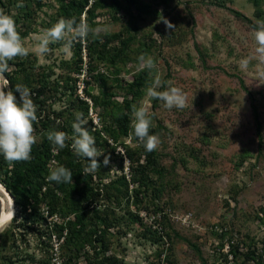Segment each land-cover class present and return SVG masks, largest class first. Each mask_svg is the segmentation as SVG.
Listing matches in <instances>:
<instances>
[{
    "label": "rangeland",
    "instance_id": "1",
    "mask_svg": "<svg viewBox=\"0 0 264 264\" xmlns=\"http://www.w3.org/2000/svg\"><path fill=\"white\" fill-rule=\"evenodd\" d=\"M120 1L123 9L119 12L112 7L96 10L95 28L106 29L97 36L122 35L134 60L119 74L109 64H102L96 73L109 75V86L122 102L134 75L145 68L140 60H135L138 52L155 63L150 69L149 87L159 81L157 91L174 86L187 97L184 109L169 110L162 101L146 96L147 87L135 103L137 107L143 103L148 109L154 127H163L155 151L158 164L165 168V185L158 206L141 208L140 222L121 238L126 263L152 264L151 258L159 247L137 233L145 230L152 235L160 230L165 237L159 264H170L168 258L174 257L178 264H257L258 260H264V149L259 150L248 92L264 98V78L260 75L264 73V65L253 60L243 69L239 61L250 55L254 47L251 37L254 27L246 19L257 24L264 21V15L256 16L252 0H167V3L137 0L147 4L139 9L136 3ZM45 3L47 6L39 13V24L24 42L29 53L38 56L40 65H56L50 81L62 83L65 75L59 65L73 57L74 45L65 50L61 44H51L50 52L44 56L33 50L36 37L59 20L58 3L55 0ZM13 14L16 15L15 9ZM164 21L174 27L169 29ZM83 44L85 66L81 78L91 81L88 89L95 91L87 42ZM7 83L5 78L0 79V86L7 87ZM80 83L78 77L77 82L72 81L75 89ZM66 93L61 102H56V109L66 106L71 92ZM91 111L104 124L101 109L93 104ZM259 111L264 135V106ZM106 123L110 125L111 120ZM126 143L134 147V135ZM110 147L119 151L122 145L110 143ZM110 164L114 173L116 164ZM129 173L130 164L126 160L128 178ZM153 179L158 181V176ZM0 198L8 210L7 196L0 192ZM0 204L3 211L1 200ZM54 220L59 218L54 216ZM10 223L9 220L3 225L0 234ZM168 225L173 229L174 249L166 234L170 233ZM28 238L30 253L39 257L35 240L30 235ZM58 245L55 241L56 252ZM233 246H238L236 253L231 252ZM60 262L65 264L64 259Z\"/></svg>",
    "mask_w": 264,
    "mask_h": 264
},
{
    "label": "trees",
    "instance_id": "2",
    "mask_svg": "<svg viewBox=\"0 0 264 264\" xmlns=\"http://www.w3.org/2000/svg\"><path fill=\"white\" fill-rule=\"evenodd\" d=\"M45 1L0 0V9L14 16L17 30L25 40L39 24V13L47 6ZM55 1L58 3V19L75 18L77 23L83 19L93 28L97 26V9L112 7L116 12L123 9V2L120 0ZM123 1L138 4V9L147 7V4L137 0ZM165 1L167 3V0H163ZM18 3H22L23 7L18 8ZM252 3L256 16L262 18L264 0H252ZM14 9L16 15L13 14ZM236 15L242 17L238 12ZM246 20L254 28L257 26L252 20ZM83 41L87 42L90 75L96 85L95 91L87 88L86 94L94 102L95 108L102 111L105 125L101 130H93V123L89 119L90 104L78 98L72 85V81L77 82V75L85 66ZM128 48L129 45L119 34L103 37L90 34L86 40L76 41L73 57L63 60L59 65L65 75L61 78L62 83L50 81L55 74L53 69L56 65H40L35 53L9 61L10 70L4 73L7 87L14 91L16 85H22L31 91V98L37 105L38 119L34 122L36 143L33 145L30 161L8 164L0 156V183L14 197L17 209L10 225L0 234V264H53L54 259H64L65 264H128L126 248H123L121 238L140 222L141 208L158 206L157 202L162 197L165 185V168L158 164L156 151L147 152L135 137L134 147L126 143V139L133 136L132 107L140 99L139 94L149 87L151 70L145 67L134 75L122 102L117 100V93L109 86V75L96 73L102 64H109L117 74L121 73L134 60L133 52H129ZM140 56L142 54L137 52L135 60L139 61ZM115 80L122 83L120 79ZM90 84L91 81H88L87 85ZM67 91L71 92V96L66 106L56 109V102H61L67 96ZM248 93L256 121L259 150L263 152L264 135L259 110L264 106V98L259 99L254 93ZM15 94L19 97L18 93ZM78 112L83 113L87 119L86 127L94 136L96 147L110 157V163L116 164L114 173V167L110 163L107 167L103 166L104 156H101L97 158L101 167L95 173L85 174L83 169L88 161L73 153L71 139L66 142L68 147L53 152L46 137L47 132L63 131L71 137L72 125ZM108 120H111L110 125L106 123ZM162 130L161 125H152L149 134L159 136ZM110 139L113 143L122 145L125 155L117 153L115 147H110ZM125 158L130 162V178L125 174ZM53 161L72 172V183L57 184L47 181L46 177L54 166ZM154 175L158 176V181L153 179ZM1 209L0 204V217ZM54 216L59 220H54ZM167 223L166 216L164 225ZM172 232L170 227V233L166 234L171 242V249H174ZM161 233L163 231L160 230L152 235L145 230L137 233L159 247L151 258L152 264H159V259L164 254V249L160 247L164 246L162 239L165 232ZM28 235L35 240V250L39 252V257H36V253H30L32 246ZM55 241L59 244L57 252ZM235 249L238 246H233L231 252L236 253ZM197 251L199 252L198 249ZM168 262L178 264L175 257L168 258ZM257 264H264V260H258Z\"/></svg>",
    "mask_w": 264,
    "mask_h": 264
},
{
    "label": "clouds",
    "instance_id": "3",
    "mask_svg": "<svg viewBox=\"0 0 264 264\" xmlns=\"http://www.w3.org/2000/svg\"><path fill=\"white\" fill-rule=\"evenodd\" d=\"M17 7H23L18 3ZM166 26L171 29L174 26L164 21ZM103 28H93L86 21L81 19L79 23L75 18H61L52 27L43 30L36 37V43L33 50L41 55H47L50 52L51 44H61L65 50H70L78 40H86L89 35H98ZM253 40L252 53L242 58L239 63L243 69H247L251 61L256 60L264 65V21H257V26L252 30ZM29 54V48L26 47L24 38L17 30L16 20L13 15L6 14L0 9V79L4 78V73L10 70L9 61L17 57H26ZM139 60L143 67L152 69L155 67L154 61L149 57L140 56ZM264 78V73H260ZM159 81L156 85L146 89V96L163 102L166 109H184L187 106L186 94L179 88L169 86L164 91H157ZM9 87L0 86V156L8 164L16 162H26L31 160L32 148L36 143L34 122L37 121V105L31 98V91L22 85H16L15 90H7ZM15 93L19 94V97ZM131 127L133 135L144 146L147 152L156 150L160 143L157 135H151L150 128L152 119L148 109L143 106L133 105L132 107ZM88 121L83 113H76V121L72 125L73 135L63 131L50 130L47 132V140L52 145L53 152H58L65 147L71 139V150L77 157L85 158L88 163L83 169L85 174L95 173L101 164L98 157L104 156L103 166L107 167L110 163V157L104 155L97 147L94 136H92L86 127ZM48 176L49 182L72 183V172L64 166L58 165L53 161ZM115 169V168H113ZM112 169V170H113ZM13 218V210L10 213ZM53 264H61L59 260H54Z\"/></svg>",
    "mask_w": 264,
    "mask_h": 264
},
{
    "label": "built area",
    "instance_id": "4",
    "mask_svg": "<svg viewBox=\"0 0 264 264\" xmlns=\"http://www.w3.org/2000/svg\"><path fill=\"white\" fill-rule=\"evenodd\" d=\"M81 76L83 75V69L82 71L77 75V77L80 80V84L79 87L76 88V94L79 98H81L83 101H86L90 104V113H89V119H91L92 123H93V130H101L103 123L102 120L97 118V115H95L93 113V111H91V109L93 108V101L91 100V98L86 94V89L88 88L87 82L85 81V78H81ZM81 78V79H80ZM88 78V77H87ZM87 85V86H86ZM102 123V124H101ZM111 144H113V141H109ZM117 153H120L122 155H125V150L120 148L119 151H117ZM126 160H128L127 158H125V162ZM128 164H130L129 160H128ZM129 166V165H128ZM127 166V167H128Z\"/></svg>",
    "mask_w": 264,
    "mask_h": 264
},
{
    "label": "bare ground",
    "instance_id": "5",
    "mask_svg": "<svg viewBox=\"0 0 264 264\" xmlns=\"http://www.w3.org/2000/svg\"><path fill=\"white\" fill-rule=\"evenodd\" d=\"M0 192H1V194H3L4 196L6 195L7 198H8V205H7V207L9 208L8 210L6 209V203H5V201H4L2 198H0V200L2 201L3 206H4V209H3L2 213H1V217H0L1 221L3 222V221H5V220H8V219L11 218L10 213H11L12 210H14V209H13L14 207H13V202H12L11 197L8 196V194L6 193L5 189H4L1 185H0ZM5 198H6V197H5ZM5 200H6V199H5Z\"/></svg>",
    "mask_w": 264,
    "mask_h": 264
},
{
    "label": "water",
    "instance_id": "6",
    "mask_svg": "<svg viewBox=\"0 0 264 264\" xmlns=\"http://www.w3.org/2000/svg\"><path fill=\"white\" fill-rule=\"evenodd\" d=\"M91 90V89H90ZM0 185H2V187L5 189V191H6V193L11 197V199H12V202H13V207H14V210H13V213H14V215H13V218L15 217V214H16V209H15V199H14V197L12 196V194L7 190V188L2 184V183H0ZM1 213H2V211H1ZM13 218L11 217L10 219H8V220H5V221H1V219H0V229L3 227V225L5 224V223H7L9 220L10 221H12L13 220Z\"/></svg>",
    "mask_w": 264,
    "mask_h": 264
}]
</instances>
